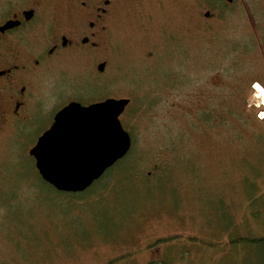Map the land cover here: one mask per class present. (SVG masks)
<instances>
[{
	"label": "rangeland",
	"instance_id": "obj_1",
	"mask_svg": "<svg viewBox=\"0 0 264 264\" xmlns=\"http://www.w3.org/2000/svg\"><path fill=\"white\" fill-rule=\"evenodd\" d=\"M111 32L108 53L61 57L45 111L0 140V264H262L264 0H125ZM127 95L124 161L49 192L30 150L56 112Z\"/></svg>",
	"mask_w": 264,
	"mask_h": 264
},
{
	"label": "flooded vegetation",
	"instance_id": "obj_2",
	"mask_svg": "<svg viewBox=\"0 0 264 264\" xmlns=\"http://www.w3.org/2000/svg\"><path fill=\"white\" fill-rule=\"evenodd\" d=\"M124 1L0 0V140L21 130L37 110L45 111L41 108L45 95L41 94L39 84L43 76L50 75V70L56 67L61 57L72 55L78 61L108 53L117 10ZM100 62L92 66L94 73L105 76L109 61L103 57ZM102 65L104 69L101 71L99 67ZM75 77L81 82L82 76ZM255 83L264 89L262 80L257 79ZM81 90L86 95V91ZM77 99L72 96L67 105L77 102L87 106L82 99L83 102ZM109 99L130 101L120 116L122 123L132 96ZM66 103L56 115L67 106ZM54 120L38 139L53 126Z\"/></svg>",
	"mask_w": 264,
	"mask_h": 264
},
{
	"label": "water",
	"instance_id": "obj_3",
	"mask_svg": "<svg viewBox=\"0 0 264 264\" xmlns=\"http://www.w3.org/2000/svg\"><path fill=\"white\" fill-rule=\"evenodd\" d=\"M129 103L107 99L64 107L30 151L41 178L61 193L77 194L91 188L131 151L132 137L120 121Z\"/></svg>",
	"mask_w": 264,
	"mask_h": 264
},
{
	"label": "trees",
	"instance_id": "obj_4",
	"mask_svg": "<svg viewBox=\"0 0 264 264\" xmlns=\"http://www.w3.org/2000/svg\"><path fill=\"white\" fill-rule=\"evenodd\" d=\"M258 112L259 111H257L256 112V114L254 115V117H256L257 116V114H258ZM255 119V118H254ZM256 120V119H255ZM258 121V120H257ZM264 121H262V123H263ZM32 157V156H31ZM33 158V157H32ZM34 159V158H33ZM35 161V160H34ZM122 161H124V160H122ZM117 166V165H116ZM34 168V167H33ZM36 168V167H35ZM113 169H110L107 173H106V176L112 171ZM35 174H36V176H37V178L39 179V181H40V183H42L44 186H45V188H47L48 189V191L49 192H52L53 193V187L51 186V185H49V183H46L42 178H41V176L39 175V173H38V171H37V169H35ZM162 181V180H161ZM14 186V185H13ZM2 190V185H1V183H0V191ZM57 191V190H56ZM58 192V191H57ZM59 193H61V192H59ZM66 194H75V193H66ZM256 242L257 243H260V244H263V246H264V236L263 237H261V238H259V239H257L256 240ZM262 264H264V259H263V262H262Z\"/></svg>",
	"mask_w": 264,
	"mask_h": 264
},
{
	"label": "built area",
	"instance_id": "obj_5",
	"mask_svg": "<svg viewBox=\"0 0 264 264\" xmlns=\"http://www.w3.org/2000/svg\"><path fill=\"white\" fill-rule=\"evenodd\" d=\"M264 117V113H261L260 114V118L262 119Z\"/></svg>",
	"mask_w": 264,
	"mask_h": 264
},
{
	"label": "bare ground",
	"instance_id": "obj_6",
	"mask_svg": "<svg viewBox=\"0 0 264 264\" xmlns=\"http://www.w3.org/2000/svg\"><path fill=\"white\" fill-rule=\"evenodd\" d=\"M259 87H261V86L259 85Z\"/></svg>",
	"mask_w": 264,
	"mask_h": 264
}]
</instances>
